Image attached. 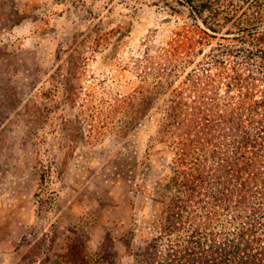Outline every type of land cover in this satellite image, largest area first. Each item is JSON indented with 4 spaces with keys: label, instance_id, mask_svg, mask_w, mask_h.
Here are the masks:
<instances>
[{
    "label": "trees",
    "instance_id": "obj_1",
    "mask_svg": "<svg viewBox=\"0 0 264 264\" xmlns=\"http://www.w3.org/2000/svg\"><path fill=\"white\" fill-rule=\"evenodd\" d=\"M183 2L192 26L164 45L149 41L125 64L112 54L111 72L86 82L84 41L58 49L31 88L14 81L16 57L0 47V141L14 127L35 151L49 135L69 154L142 128L170 154L169 177L154 186L161 209L150 237L134 227L119 239L121 254L109 232L91 251L71 229L67 264H264V26L216 0ZM107 43L101 36L92 51ZM45 169L43 184L53 172ZM55 238L44 234L34 249H52Z\"/></svg>",
    "mask_w": 264,
    "mask_h": 264
},
{
    "label": "rangeland",
    "instance_id": "obj_2",
    "mask_svg": "<svg viewBox=\"0 0 264 264\" xmlns=\"http://www.w3.org/2000/svg\"><path fill=\"white\" fill-rule=\"evenodd\" d=\"M183 1L0 0V47L16 57L14 81L31 88L34 71L49 72L58 49L84 41L90 49L86 82L91 75L111 72L112 54L116 64H125L149 41L164 45L192 26ZM216 1L245 17L247 25L264 26V0ZM101 36L109 39L107 47L92 51ZM49 80V74L42 79ZM71 114L66 109L65 115ZM149 134L141 128L124 139L107 136L98 145L79 143L67 154L52 136L43 135L47 143L35 151L22 131L9 129L0 141V264H67L71 229L91 251L109 232L121 254L119 239L134 227H140L139 239L150 237L146 227L161 209L154 186L168 179L170 154L162 145L149 144ZM147 158L151 169L141 166ZM47 167L53 172L45 174L43 184ZM44 234L55 235L53 248L34 249Z\"/></svg>",
    "mask_w": 264,
    "mask_h": 264
}]
</instances>
